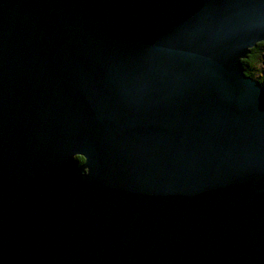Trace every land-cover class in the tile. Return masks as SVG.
I'll return each mask as SVG.
<instances>
[{
  "label": "water",
  "instance_id": "obj_1",
  "mask_svg": "<svg viewBox=\"0 0 264 264\" xmlns=\"http://www.w3.org/2000/svg\"><path fill=\"white\" fill-rule=\"evenodd\" d=\"M263 40L264 0H0V264H264Z\"/></svg>",
  "mask_w": 264,
  "mask_h": 264
},
{
  "label": "trees",
  "instance_id": "obj_2",
  "mask_svg": "<svg viewBox=\"0 0 264 264\" xmlns=\"http://www.w3.org/2000/svg\"><path fill=\"white\" fill-rule=\"evenodd\" d=\"M264 40L258 42L255 46L250 48L248 55L242 59L244 71L247 75L252 76L257 79L262 86H264V76H258L257 68L261 61V54L263 52ZM78 162L81 163L84 161V158L81 156L76 157Z\"/></svg>",
  "mask_w": 264,
  "mask_h": 264
},
{
  "label": "rangeland",
  "instance_id": "obj_3",
  "mask_svg": "<svg viewBox=\"0 0 264 264\" xmlns=\"http://www.w3.org/2000/svg\"><path fill=\"white\" fill-rule=\"evenodd\" d=\"M257 74L259 77L264 76V47H263V52L261 54V61H260L259 66L257 68Z\"/></svg>",
  "mask_w": 264,
  "mask_h": 264
},
{
  "label": "clouds",
  "instance_id": "obj_4",
  "mask_svg": "<svg viewBox=\"0 0 264 264\" xmlns=\"http://www.w3.org/2000/svg\"><path fill=\"white\" fill-rule=\"evenodd\" d=\"M257 80V79H256Z\"/></svg>",
  "mask_w": 264,
  "mask_h": 264
}]
</instances>
